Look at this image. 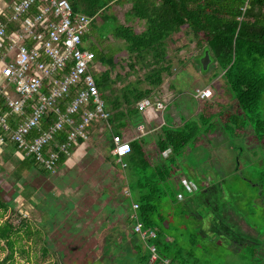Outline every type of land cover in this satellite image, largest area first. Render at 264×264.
<instances>
[{"label":"trees","instance_id":"obj_1","mask_svg":"<svg viewBox=\"0 0 264 264\" xmlns=\"http://www.w3.org/2000/svg\"><path fill=\"white\" fill-rule=\"evenodd\" d=\"M68 1L74 13L79 12L92 17L90 24L94 23L96 27L104 25L112 17L115 19L114 16H110L106 12L113 4L121 1L130 4V9L127 11L128 15L145 23V28L141 32L135 31L132 26L117 22L110 29V36L124 41L127 45L128 54L134 55L135 61H140L144 66L152 68L145 78L149 87L136 91L131 97L126 95L121 101H112L104 94V90L110 83V74L116 65L113 57L109 56L105 49H97L95 42L89 41L88 45L84 47V49L93 52L94 65L100 62L109 67L100 73H96L93 65L90 67V71L104 99L105 109L110 113V116L108 120L102 118L92 120L87 128L88 140L79 139L69 149L70 154L75 155V159H77L81 151L87 150L85 155L91 153L92 147L95 146L94 142H97L100 137L104 138L102 145L108 151L107 159L110 160H108L110 164L105 165L106 158L101 161L102 164L100 165L104 169L102 174L104 176L101 181L105 182L108 179L107 175H112V177L114 175L117 193L110 198L116 205L113 207L110 203L112 206L110 205L111 208H108V213L113 216L114 213L124 215L123 220L131 225L132 233L136 234L137 237L133 238L134 244L131 247L134 264H163L161 259L165 258L169 260V264H205L208 260L203 256L211 254L214 250L224 251L229 248H240V245L245 246L248 252L243 251L239 254L238 264H264V256L260 254L261 247L250 242L247 238H240L243 235V230H245L242 228V224H238L241 225V229H238L234 221L216 219L217 223L221 225L220 228L218 229V224L214 223L213 235L205 232L204 219L207 214L193 212L189 208L191 204L194 205L197 201V198L192 195V191H198L201 187L191 180L196 186L195 189L190 188L191 191L182 184L181 180L185 177H180L179 184L172 179L173 165H176V160L184 154L186 149H194L202 143L203 134L199 122L204 125L206 122L212 120L216 122L219 119L223 128L232 130L234 135H240L245 131V126H250L253 130L254 140L257 144L264 146L262 143L264 140V119L260 110V102L264 96V0ZM44 3L43 0L37 1L30 7L27 14L22 16L21 21L25 22V19L33 18L38 12V8ZM244 6L245 9L243 10ZM6 18V14L0 15V23L6 22ZM183 28L189 34H193L198 43H206V50L209 51L211 60L214 59L223 72L224 83L230 88L238 111L233 113L224 111L216 114L214 103L204 99V106L198 113L199 119L188 120L175 128L160 125L154 131L153 148L156 151L153 157L148 155L146 150L148 146L145 141L142 139L130 140V151L126 159L127 167L122 169L115 161L112 135L119 134L123 139L128 140L125 135L127 126L131 124V118L136 113L134 106L139 100L149 97L154 88L159 87L162 83V73L168 70L166 66L162 65L166 57V41ZM7 30H20V24L18 22L9 23ZM87 38V32H85L82 35V48L83 42ZM78 87H73L67 97L59 100L60 109H63L76 95ZM30 105L31 102H28L24 110L25 115L30 114ZM9 111L5 99L0 96V113L8 114V124L11 129H14L21 118L9 115ZM83 111L84 108H81L75 113L73 116L75 123L81 121ZM55 116L53 110H48L40 124L41 130H45L52 124ZM238 116L245 117L246 122L243 125L237 123V126L233 127V122H236ZM214 117L217 119H213ZM108 125L111 129H108ZM41 130H33L32 136L38 135ZM0 132L5 134L3 131ZM66 137L65 131L59 132L48 147L65 141ZM167 150L168 154L163 155ZM10 153H18L22 157L15 172L17 178L20 177L22 171L28 172L33 168L40 174L47 171L32 156H28L19 150L16 143L9 136H6L5 147L0 154L1 158H7L6 155ZM70 159L71 157L65 153L59 154L56 167L67 163ZM70 161L73 162L74 160ZM104 166L114 168V174L111 173V170H105ZM254 184L259 189L263 187L261 183ZM126 188L129 195L124 192ZM176 189L184 190V192L181 194ZM15 191L16 189L10 193L6 200L3 199L4 191L0 187V209L2 210L0 213V243H2L0 249L6 251V255L0 259V264H17L15 257L17 253L23 256L25 263H27L31 246L25 239L44 237L47 241L46 232L42 236V232L35 229L28 218L22 217L16 212L14 217H17V220L10 215L6 217L8 210L14 206ZM107 196L108 192L104 187L100 197L104 199ZM132 202L138 204L136 211L138 220L145 227L157 230V237L153 241L157 246L160 258L155 263L149 262L147 247L133 230L134 220L129 217ZM113 216L108 217L109 221L114 219ZM79 220V217L72 219L69 227L72 228V233L85 234L81 228L75 227ZM65 229L68 230V228ZM210 231L212 232V230ZM226 237L229 238L226 240ZM76 238L70 239L72 241L71 250H74V246L76 248L84 246L81 241L84 237L79 235L78 245L75 244ZM47 248L43 247V254L47 253ZM60 256L64 257V254L62 253ZM60 264L66 263L61 261ZM68 264L78 263L72 259ZM127 264H130L129 261Z\"/></svg>","mask_w":264,"mask_h":264},{"label":"rangeland","instance_id":"obj_2","mask_svg":"<svg viewBox=\"0 0 264 264\" xmlns=\"http://www.w3.org/2000/svg\"><path fill=\"white\" fill-rule=\"evenodd\" d=\"M129 9L130 4L125 1L113 4L106 14L114 16L115 19L112 17L107 23L97 27L91 23L87 31L88 38L83 42V48L89 41L95 42L97 49H105L116 62L110 74L109 86L104 90V94L112 101H121L124 96L131 97L136 91L149 87L145 78L152 68L135 61L134 55L128 54L126 43L110 36V29L116 22L132 26L137 32L144 30V21L128 15ZM166 43V57L162 65L168 70L162 73V83L149 96L154 100L157 95L165 108L156 111L153 107L139 109L135 105L136 113L129 125L134 126L141 122L148 132V129L158 124L175 128L181 122L197 120L202 101L195 100L194 90L196 87L205 88L209 85L215 93L207 101L214 103L216 114L238 111L233 94L224 83L223 72L216 61L212 59L207 69H202L200 59L207 49L206 43H198L194 35L189 34L185 28ZM94 67L96 73H100L105 67L109 68L106 64L100 66L98 63ZM260 110L264 119V96L260 102ZM147 116L148 121L145 120ZM235 121L233 127L237 123L243 125L246 118L238 116ZM212 122L213 120L204 125L199 122L203 134V139L200 140L202 143L194 149H186L176 160L172 179L179 184L180 177H185L201 187L198 191H192L188 187L197 198L189 208L193 212L207 214L204 219L205 232L213 235L214 223L218 224V229L221 226L217 223L218 219L234 221L238 229H241L238 225L240 223L245 228L240 238L256 243L261 247L260 254L264 256V146L254 140L250 126H245V131L240 135H234L232 130L223 128L221 120L218 119L211 125ZM103 139L100 137L94 142L91 153L85 155L87 150L81 151L77 159L75 155H69L73 162L69 160L54 171H46L44 174L33 168L28 172L22 171L17 178L15 172L22 158L20 154H7L5 159L0 156V187L4 191L3 199L7 200L16 189L14 206L8 210L6 217L10 215L17 220L14 217L16 212L28 218L33 227L42 232V236L45 232L47 234V241L44 237L25 239L31 246L29 261L25 263L23 256L17 253V264H60L61 261L68 264L72 259L78 264H127L128 261L134 264L131 247L136 234L132 233L131 225L123 220L124 215L114 213L113 216L108 213V208L116 205L110 198L117 193L114 175H107L108 179L101 181L104 176L101 161L106 158L105 165L110 164L107 159L108 151L102 145ZM143 141L147 146L152 144L146 150L153 157L156 151L153 148L154 132L148 133ZM262 143L264 144V140ZM167 154L168 150L163 155ZM126 159L127 156L124 157L125 161ZM104 168L111 170L112 174L115 172L114 168ZM219 173L224 174L223 178L219 177ZM254 183L263 184L262 189ZM104 187L108 196L102 199L100 193ZM176 191L181 194L184 192ZM1 211L0 209V213ZM77 216L80 220L75 227L81 228L85 234L72 233V228L69 227L71 220L78 218ZM109 216L114 219L109 221ZM79 235L84 237L81 240L84 246H74V250H71L70 239L77 237L75 244L78 245ZM240 246L224 251L217 248L218 251L214 250L203 256L208 260L205 264H238L239 254L248 252L245 246ZM43 247L47 248L46 254H43ZM62 253L65 258L60 256ZM5 255L6 251L0 249V259Z\"/></svg>","mask_w":264,"mask_h":264},{"label":"built area","instance_id":"obj_3","mask_svg":"<svg viewBox=\"0 0 264 264\" xmlns=\"http://www.w3.org/2000/svg\"><path fill=\"white\" fill-rule=\"evenodd\" d=\"M37 1L14 2L6 22L0 23V96L10 109L9 115L21 118L16 128L11 129L8 114L0 113V131L5 132H0V147L5 145V137L9 136L19 150L32 156L47 171H54L59 154L71 155L69 149L72 145L79 139L88 140L87 128L91 121L97 118L108 120L110 113L105 109L104 99L90 71L94 65V54L82 48V35L88 31L92 17L74 13L68 0H43L45 3L33 18L21 21ZM12 22H18L20 30L8 31V24ZM73 87H78L76 95L60 109L59 100L67 97ZM212 95L210 87L194 90L196 99H207ZM28 102H31V112L25 115ZM136 106L139 109L153 107L156 111L165 108L163 101L150 97L139 100ZM81 108H84L81 121L75 123L73 116ZM48 110L55 112V119L41 130L40 124ZM108 127L111 129L110 125ZM35 129L41 132L32 136ZM137 130L144 134L145 126L138 125ZM61 131H65L66 140L48 147ZM112 143L115 161L125 169L127 162L124 157L130 151V140L113 134ZM181 181L186 187L196 188L189 179L182 178ZM124 192L129 195L127 188ZM137 209L138 204L132 202L129 217L134 220L133 230L146 245L149 262L155 263L160 258L153 241L157 230L145 227L138 220ZM161 260L163 264H169L168 259Z\"/></svg>","mask_w":264,"mask_h":264},{"label":"crops","instance_id":"obj_4","mask_svg":"<svg viewBox=\"0 0 264 264\" xmlns=\"http://www.w3.org/2000/svg\"><path fill=\"white\" fill-rule=\"evenodd\" d=\"M16 1H18V0H0V15H2V14H6V15H8V13L10 12V10H11V6H12V4L14 3V2H16ZM100 66H103V63H100V62H97ZM96 63V64H97ZM106 69V67L103 69V71ZM101 71V70H100ZM207 87H210V85L209 86H207ZM196 88H198V87H196ZM211 88V87H210ZM12 91H13V89H12ZM212 91H213V89H212ZM214 93H215V91H213V95H214ZM14 96H15V93H12ZM193 97H194V95H193ZM195 98V97H194ZM155 99H158V100H161V99H159L158 98V96L156 95L155 96ZM195 100H197V101H202V105L201 106H199V108H198V112H199V110L201 111L202 110V108H203V106H204V102H203V100L204 99H196L195 98ZM145 120L146 121H148L149 120V117L147 116L146 118H145ZM141 124H143V123H137L136 125H134V126H132V125H129V126H127V133H126V135H125V137L128 139V140H133V139H142L143 140V138H145V137H147V134L148 133H150L151 131L152 132H154L159 126H160V124H158V125H156L155 127H153V128H150V129H148V132L147 131H145V133L144 134H140V132L137 130V127H138V125H141ZM182 125V122H181V124L180 125H177V126H181ZM169 126V125H168ZM131 132L133 133L132 135H131ZM146 143V142H145ZM148 145V144H147ZM151 146H148V147H152V144H150ZM147 147V146H146ZM4 149V147H0V154H1V152H2V150ZM11 154V153H10ZM9 155V154H8ZM12 155H15L14 153L12 154ZM1 156V155H0ZM7 156V155H6ZM223 173V172H222ZM222 173H219L218 175H219V177H221V178H223V176H224V174L222 175ZM236 174V173H235ZM241 226V225H240ZM243 227V226H242Z\"/></svg>","mask_w":264,"mask_h":264},{"label":"water","instance_id":"obj_5","mask_svg":"<svg viewBox=\"0 0 264 264\" xmlns=\"http://www.w3.org/2000/svg\"><path fill=\"white\" fill-rule=\"evenodd\" d=\"M210 62H211L210 53L208 50H205L203 56L200 59L202 69H204V70L207 69Z\"/></svg>","mask_w":264,"mask_h":264}]
</instances>
